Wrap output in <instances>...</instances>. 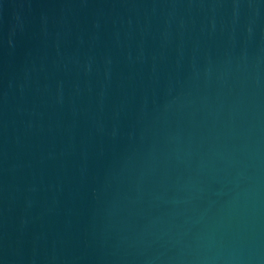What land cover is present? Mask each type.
<instances>
[{"label": "water", "instance_id": "1", "mask_svg": "<svg viewBox=\"0 0 264 264\" xmlns=\"http://www.w3.org/2000/svg\"><path fill=\"white\" fill-rule=\"evenodd\" d=\"M0 264H264V0H0Z\"/></svg>", "mask_w": 264, "mask_h": 264}]
</instances>
